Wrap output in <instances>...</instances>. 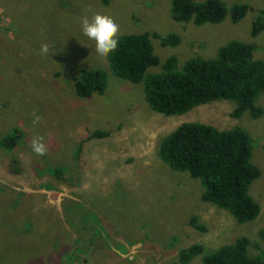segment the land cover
Instances as JSON below:
<instances>
[{"label":"rangeland","instance_id":"374dc122","mask_svg":"<svg viewBox=\"0 0 264 264\" xmlns=\"http://www.w3.org/2000/svg\"><path fill=\"white\" fill-rule=\"evenodd\" d=\"M219 1L246 4L250 12L237 25L227 18L199 28L172 19V0H110L109 6L99 0H0V140L14 132L20 138L12 150L0 147V264H180V251L194 245L204 254L190 264H202L240 238L250 241L252 258L264 259V115L235 120L229 102L181 117L159 115L147 104L144 85L116 78L80 31L83 17L101 14L118 24L119 37L178 35L175 48L153 41L161 65L152 73L171 58L179 68L192 59H215L233 41L253 45L254 59L263 60L264 32L257 38L251 33L264 0ZM42 44L49 45L48 55L40 54ZM83 70L108 73L105 95L76 97L74 78ZM256 106L264 111V95ZM186 123L249 133L252 163L262 173L250 190L261 210L254 222L240 225L203 202L199 180L161 162L162 140ZM96 131L108 137L88 142ZM37 136L47 146L44 156L31 150ZM192 217L206 233L190 226Z\"/></svg>","mask_w":264,"mask_h":264},{"label":"trees","instance_id":"16d2710c","mask_svg":"<svg viewBox=\"0 0 264 264\" xmlns=\"http://www.w3.org/2000/svg\"><path fill=\"white\" fill-rule=\"evenodd\" d=\"M105 6L110 0H99ZM250 7L236 4L228 7L219 0L196 3L195 0H172L171 17L176 23L195 27L221 25L227 18L234 25L249 14ZM252 37L264 32V11L252 24ZM118 51L107 60L111 73L132 85L143 84L145 100L153 112L181 117L193 110L217 102L233 103L232 118L240 120L248 113L252 120L263 117L264 111L256 104L264 95V59L255 60V47L241 42H230L220 48L215 59H192L182 68L176 58L162 65L159 73L150 72L161 63L154 53L153 41L164 48H175L181 38L171 34L162 38L157 33L120 36ZM154 71V70H153ZM108 73L103 70H83L74 78V92L78 99L103 96L108 89ZM96 131L87 141L107 138ZM18 132L0 140V147L12 150L19 143ZM82 142L76 152L80 157ZM159 159L170 170L186 173L199 180L204 189L202 201L227 212L238 224L254 222L260 207L250 196L252 185L261 178V171L252 163L253 146L250 135L242 128L220 131L200 123H186L165 137L158 151ZM190 226L200 233L207 229L198 217H192ZM264 239V230L260 232ZM250 241L238 239L203 258L202 264H264L260 257L249 255ZM204 254V247L194 245L180 251L178 262L190 264Z\"/></svg>","mask_w":264,"mask_h":264},{"label":"clouds","instance_id":"9594fccd","mask_svg":"<svg viewBox=\"0 0 264 264\" xmlns=\"http://www.w3.org/2000/svg\"><path fill=\"white\" fill-rule=\"evenodd\" d=\"M80 31L87 41L94 45L96 55L101 60H108L118 51L120 44L119 26L108 15L97 14L91 18L83 17L80 24ZM39 52L41 55H48L50 48L48 44H42ZM39 122L36 116L33 124ZM31 150L36 156H44L48 149L43 138L37 136L31 140Z\"/></svg>","mask_w":264,"mask_h":264}]
</instances>
